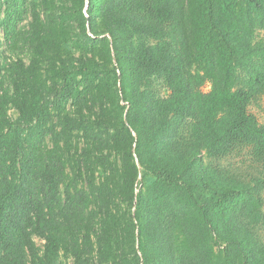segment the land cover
Wrapping results in <instances>:
<instances>
[{
  "label": "trees",
  "instance_id": "obj_1",
  "mask_svg": "<svg viewBox=\"0 0 264 264\" xmlns=\"http://www.w3.org/2000/svg\"><path fill=\"white\" fill-rule=\"evenodd\" d=\"M263 95L264 0H0V264H264Z\"/></svg>",
  "mask_w": 264,
  "mask_h": 264
},
{
  "label": "rangeland",
  "instance_id": "obj_2",
  "mask_svg": "<svg viewBox=\"0 0 264 264\" xmlns=\"http://www.w3.org/2000/svg\"><path fill=\"white\" fill-rule=\"evenodd\" d=\"M208 86L205 85L203 87V90H207ZM251 112H253L254 114H256L257 118L259 121H264V95L262 96L261 100H260V107H256V106H251L250 107ZM10 112H12V110H10ZM38 243H40V240H37Z\"/></svg>",
  "mask_w": 264,
  "mask_h": 264
}]
</instances>
